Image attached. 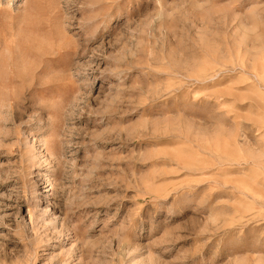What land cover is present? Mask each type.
Segmentation results:
<instances>
[{
	"label": "rangeland",
	"instance_id": "1",
	"mask_svg": "<svg viewBox=\"0 0 264 264\" xmlns=\"http://www.w3.org/2000/svg\"><path fill=\"white\" fill-rule=\"evenodd\" d=\"M0 264H264V0H0Z\"/></svg>",
	"mask_w": 264,
	"mask_h": 264
},
{
	"label": "bare ground",
	"instance_id": "2",
	"mask_svg": "<svg viewBox=\"0 0 264 264\" xmlns=\"http://www.w3.org/2000/svg\"><path fill=\"white\" fill-rule=\"evenodd\" d=\"M58 1V0H57Z\"/></svg>",
	"mask_w": 264,
	"mask_h": 264
}]
</instances>
